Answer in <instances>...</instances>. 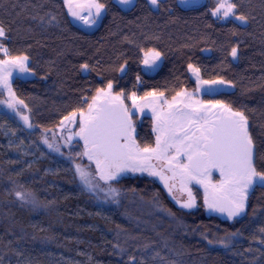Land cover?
<instances>
[{
  "label": "trees",
  "instance_id": "1",
  "mask_svg": "<svg viewBox=\"0 0 264 264\" xmlns=\"http://www.w3.org/2000/svg\"><path fill=\"white\" fill-rule=\"evenodd\" d=\"M99 2L105 13L89 32L74 24L63 0H0L1 43L12 56H28L35 75L13 88L27 105L36 143L64 117L86 110L109 82L126 97L155 92L171 99L195 91L192 64L203 80L233 86L204 98L244 113L255 166L264 171V0H232L246 25L216 19L213 2L160 0L157 10L147 0L131 8ZM150 50L162 58L154 74L141 66ZM134 118L137 143L152 146L151 118ZM15 148L0 145V264H264V187L251 192L245 216L230 223L207 216L203 207L180 209L143 176L122 178L119 195L103 203L71 170L49 173L47 160L29 163L19 150V160L8 161ZM234 232L226 248L205 239Z\"/></svg>",
  "mask_w": 264,
  "mask_h": 264
},
{
  "label": "snow or ice",
  "instance_id": "2",
  "mask_svg": "<svg viewBox=\"0 0 264 264\" xmlns=\"http://www.w3.org/2000/svg\"><path fill=\"white\" fill-rule=\"evenodd\" d=\"M132 0H118L121 5L131 4ZM156 6L159 0H149ZM187 3V0H181ZM68 12L85 24L95 23L92 10L95 9V17H99L105 4L99 0H64ZM237 5L232 0H216V5L211 11V15L219 18L235 16L241 22H246L247 17L236 15ZM87 10L88 15H81V12ZM5 29L0 26V37H5ZM0 53L4 58L0 59V88L6 89L9 94L8 100H0V104H6L12 109L28 127H33L29 122V117L22 115L17 110V105H24L23 100L16 98L12 91L10 77L13 70L19 73H28L31 69L28 67L29 57L26 55L12 56L9 49L0 43ZM231 56L237 57V48L231 49ZM161 53L150 50L145 54L144 64L151 66L159 59ZM87 69L88 65H82ZM189 71L196 76L197 91L204 85H222L226 81L219 80H202L200 78V69L188 65ZM123 70V69H121ZM139 79V77H138ZM113 85L107 84V89H97L96 96L93 97L92 103L88 105V112L83 110L79 112L78 131L68 137L71 141L74 137H79L84 142V151L78 155L86 156L89 161L96 165V174L99 180L108 184L109 181L116 180L125 172H147L152 176H160L165 180V187L171 193L174 185L167 183L168 179L173 181L179 180L180 190L187 191L188 199L180 203L181 208L191 209L195 207V196L188 185L192 182L203 186L204 188V205L210 211L226 214L229 220L239 217L245 213L249 190L254 185L264 187V171H258L254 163V142L249 132L248 119L241 111H234L229 105L222 101H208L204 104L200 101H192V93L178 92L172 98L173 103L177 97H187L190 101L184 105V108H177L175 112H162L159 116L155 114L156 126L154 131L156 136V146L141 147L135 139V127L132 122V113L124 105L123 92L112 95ZM156 97L157 93H146L145 97ZM162 97L163 93H159ZM133 107L136 105L135 93L132 94ZM101 99L104 103L97 104ZM171 110L173 103H168ZM195 104V106H193ZM27 107V105H24ZM191 109L185 111V109ZM212 109H218V112H212L214 119H209L204 114ZM64 121L76 125L77 113L73 112L64 117ZM195 126L193 130L192 126ZM44 143L49 148L53 145L48 143L45 138ZM175 149V155L169 156V149ZM59 151V148L55 149ZM181 157L186 158V162L181 161ZM165 160L168 170L171 171V177H164L157 172L151 161ZM216 169L220 174V181L212 183L211 173ZM76 171L80 176L82 183L89 190L99 188V183L93 184L92 174L83 169L79 164L76 165ZM109 193L119 195L117 189L109 185ZM20 199H24L22 193L16 194ZM118 202V201H115ZM264 232V228L260 229ZM238 233L228 234V239L220 238L216 241L207 239L209 245L214 243L223 247H228L230 237Z\"/></svg>",
  "mask_w": 264,
  "mask_h": 264
},
{
  "label": "rangeland",
  "instance_id": "3",
  "mask_svg": "<svg viewBox=\"0 0 264 264\" xmlns=\"http://www.w3.org/2000/svg\"><path fill=\"white\" fill-rule=\"evenodd\" d=\"M135 1L136 0H132L131 4H128L126 6L128 8H131L134 5ZM147 1L153 10H157L158 5L153 6L149 2V0ZM177 1L179 4H182L181 0H177ZM187 1L213 2L216 5V0H187ZM116 2H118V0H116ZM65 7L68 12V8L66 5ZM92 12H93V18L95 19V23H89V24H85L82 20L76 17H73L69 12L68 14L71 20L74 22V24H76L78 27L82 28L85 31L91 32V31H94L96 27L99 25L105 13V9L102 10L99 17H95V9H93ZM81 15L87 16L88 15L87 10L81 12ZM215 18L223 22L232 19V20H235L237 23H240L241 25H246V22H241L237 20L235 16H230L227 18H219V17H215ZM3 38L4 37H0V43ZM146 53H144L143 55V61L141 65L142 69L148 71V73L150 74H154L160 67L162 58L160 56V58L157 59L153 65L147 66L144 64ZM0 54L3 56V53H0ZM3 58H0V59H3ZM28 67H29V60H28ZM85 72H87V70H85ZM190 73H191L192 78H194L197 83L196 76L193 75L191 71ZM33 78H35V75L34 73H32V71L28 73H19L17 70L14 69L11 77L9 78L12 91L14 92L13 85L16 80H28V79H33ZM104 89H107V87ZM231 90H233V86L226 82L225 84H222V85H212V86L204 85L203 87H201L199 91H197V85H196L195 91L184 90L181 92L192 93L193 102L200 101V102H203L204 104H207L208 101L204 98L205 96H212V95H216L221 92H228ZM117 94L119 93L115 92L112 88V95H117ZM135 96H136V101H135L136 105H138L139 107H133V100L131 98L132 94L128 97H126L125 95L123 96L124 105L128 108L130 113H132V122H133L134 127H135V118H134L135 116H137L138 118H142L144 116H148L151 118L152 131L155 136V144L153 147L156 146V136L158 135V133L154 131V128L156 126V120L154 119V110H155V114L159 116L162 112H168V111L175 112L177 108H184V105L190 102L187 97H177L176 102L173 103L172 101L173 97L171 99H167L164 96L160 97L158 93L156 97H151V96L138 97L137 95ZM8 99H9L8 91L6 89L0 88V100H8ZM92 100L93 98L90 100L89 104L92 103ZM102 100L103 99L98 101L97 104H100ZM165 101H167L168 103H173V107L171 110L168 108V105L164 103ZM193 106H195V104H193ZM17 110L20 111L22 115L28 116L29 122L32 124L31 116H30V113L27 107H24V105H17ZM190 110L191 109H187V108L185 109V111H190ZM218 111H219L218 109H212L210 112H207L204 115L207 116L209 119H214L211 113L218 112ZM84 112L85 114H87L88 106L86 110H84ZM78 123H79V113H77V124L76 125L70 124L68 123V121H64L65 126H62L60 123V125L56 127L54 130L42 132V134L40 135L41 141L39 143H36V140L34 139V136L32 134L33 130H35L34 125L32 124L33 127L31 128L28 127L25 124V122L21 119L20 115H17L12 109H9L6 104H0V145L3 146L6 150L11 149V147L17 148V149L15 148L16 151L15 150L14 152L11 151L12 152L11 155L7 158L8 161H18L19 159L16 156V153L19 150L22 152V154H24V156H26L29 159L27 160V162L29 163H35L39 160H47L49 162V165L46 167V171L49 173H58L64 170L66 171L71 170V172L75 174L76 178L81 183L82 187L85 190L100 196L99 199L103 203L117 196L115 194L109 193V185L112 188L117 189L116 184L122 178L143 176V177L153 179L157 183H159L162 186L163 190H165L164 192L166 196L169 198V200L173 201V203L180 209H183L188 212L190 211L195 212L199 207H203L207 216H216L219 219L227 220L230 223L237 222V220L235 219L229 220L226 214L208 210L204 205V188L203 186L196 184L195 182H192L188 185V187L192 189V193L195 196L196 206L191 209H185V208L180 207V203H183L188 199V194H187V191L180 190L181 186H180L179 180H176V181H173L171 179L167 180V183L169 185H174V187H172L171 193L169 192L168 188L165 187V180H162L160 176L149 175L147 172H135V173L130 172V171L125 172L121 174V176L118 177L116 180L109 181L108 184H105L104 181L99 180V176L96 174L95 163L93 161H89L86 156L78 155L79 153H83L84 151L83 140H80L79 137H74L71 141L68 140V137L71 136L73 132L78 131ZM192 127H193V130H195V126L193 125ZM134 135L136 136V131ZM45 138L48 140L49 144L53 145L52 148H49L48 144L44 143ZM56 148H59V151H56L55 150ZM168 155L169 156L175 155V149L174 148L169 149ZM181 161L186 162V158L181 157ZM151 163L152 165H154L155 170L157 172H160L164 177L166 178L171 177L172 175L171 171L167 169L168 167L167 165H166L167 167H165V164H166L165 160L153 159ZM77 164H79L83 169H85L86 171L92 174V182L93 184L99 183V188H94L92 190H89L87 187H85V185L82 183L80 179L79 174L76 171ZM220 179L221 177H220L219 171L216 169H213L211 173L212 183H218ZM258 186L259 184L254 185L253 188L249 190V195ZM177 200H179L180 203H177ZM248 205L249 203L247 202L246 212L248 210ZM101 206L102 205H100L98 208L99 213L100 214L102 213L103 215H105L107 211L105 207L103 206L101 207Z\"/></svg>",
  "mask_w": 264,
  "mask_h": 264
},
{
  "label": "water",
  "instance_id": "4",
  "mask_svg": "<svg viewBox=\"0 0 264 264\" xmlns=\"http://www.w3.org/2000/svg\"><path fill=\"white\" fill-rule=\"evenodd\" d=\"M199 3V2H198ZM183 4H189V5H193V2H190V1H187V3H183ZM121 5V4H120ZM123 8H125L126 7V5H121ZM102 103H104V100H102L101 101V103L100 104H102ZM243 217V214L241 215V216H239V217H235V218H237V219H240V218H242Z\"/></svg>",
  "mask_w": 264,
  "mask_h": 264
},
{
  "label": "flooded vegetation",
  "instance_id": "5",
  "mask_svg": "<svg viewBox=\"0 0 264 264\" xmlns=\"http://www.w3.org/2000/svg\"><path fill=\"white\" fill-rule=\"evenodd\" d=\"M136 139V138H135ZM137 142V141H136ZM154 144H155V140H154ZM154 144L151 146V147H153L154 146ZM167 165V163L165 164V167H167L166 166ZM167 169H168V167H167ZM168 171V170H167ZM162 187V186H161ZM165 191V190H164ZM251 194V193H250ZM250 196V195H249ZM169 199V198H168ZM248 200H249V197H248ZM248 200H247V202H248ZM171 201V200H170ZM172 203H173V201H171ZM249 203V202H248ZM245 214H246V210H245V213L243 214V217L245 216ZM242 217V218H243ZM242 218H240V219H237V218H233V219H235V220H241Z\"/></svg>",
  "mask_w": 264,
  "mask_h": 264
}]
</instances>
